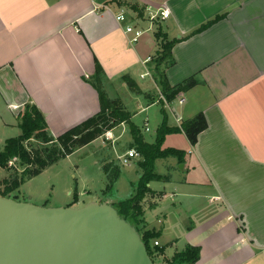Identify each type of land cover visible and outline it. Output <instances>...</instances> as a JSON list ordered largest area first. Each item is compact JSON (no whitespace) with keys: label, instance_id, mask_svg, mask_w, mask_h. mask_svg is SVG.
Segmentation results:
<instances>
[{"label":"crops","instance_id":"obj_1","mask_svg":"<svg viewBox=\"0 0 264 264\" xmlns=\"http://www.w3.org/2000/svg\"><path fill=\"white\" fill-rule=\"evenodd\" d=\"M128 1L129 24L143 31L134 44L129 42L132 33L114 19L118 8L110 4L97 11L91 0H0V93L7 107L18 116L25 104L35 105L56 138L99 112L98 94L87 82L99 69L107 95L117 93L127 111V100L118 91L128 88L122 78L130 77L140 93L128 95L146 112L160 105L152 77H140L157 50L147 32L159 26L169 39H182L220 19L177 43L174 64L164 70L170 88L195 81L170 103L175 107L166 113L167 125L180 127L197 117L204 123L194 143L183 134L190 148L181 168L186 176L175 179L171 169L164 184H174L169 197H181L180 206L207 197L210 210L202 217L195 210L186 218L163 210L166 192L148 185L155 196L142 203V225L158 233V239L167 238L164 243L160 239L166 247L162 259L189 246L199 249L195 264H264V0ZM161 10L168 11L167 19L147 23L148 12ZM146 79L154 91L140 87L138 81ZM162 122L163 116L156 121L158 128ZM173 160L170 168L180 166ZM110 201L104 200L113 205ZM189 219L193 225L171 231L181 239L165 235L175 221Z\"/></svg>","mask_w":264,"mask_h":264},{"label":"trees","instance_id":"obj_2","mask_svg":"<svg viewBox=\"0 0 264 264\" xmlns=\"http://www.w3.org/2000/svg\"><path fill=\"white\" fill-rule=\"evenodd\" d=\"M106 2L115 3L118 6L122 5L119 0H106ZM139 14L140 12H138ZM218 20L220 19L216 18L207 22L182 39H169L166 33L159 26L157 27L154 36L157 50L150 58L148 71L151 73L159 92L168 103H171L195 84L193 78L172 88L167 84L164 70L174 64L172 57L173 47L182 40H186L209 29ZM122 81L130 92L133 94L140 93L138 86L130 77L124 76ZM87 82L98 94L100 103L99 112L56 138L49 132L44 116L35 105L28 103L23 106L17 116L21 131L20 135L16 138L8 139L3 150L0 152V169L6 168L8 162L15 159L19 162L18 166L21 167V172L18 175L17 171H15L14 178L2 181L4 189L0 192V196L10 198L12 193L21 184L39 175L48 166L91 144L116 127L126 125L131 138L129 148L136 151L140 157L137 166L141 170V175L134 193L129 198L121 200L112 206L121 219L128 222L137 232L141 233V241L144 243L150 259L155 264V261L163 256L166 247H155L153 245L152 239L158 238V233L147 230L141 232L138 229V226L143 224L142 217L144 213L142 203L144 199L148 195L155 196V193L149 189L148 185L152 182H168L170 180L169 176H162L155 172V163L158 160L173 158L176 159L178 164H182L185 153L174 148H163L165 137L182 133L190 143H194L197 134L204 128L203 120L201 117H197L191 121L182 123L180 127H170L166 123V112L163 103L160 102V105L163 107H161L163 122L156 130L154 143L149 144L144 140L141 130L131 121L132 115L126 110L121 100L108 97L102 86L101 71L99 69ZM147 98L154 99L151 95H148ZM32 140L37 144L35 147L27 145ZM102 172L107 182L104 193L110 195L114 184L120 177V167L111 161L102 166ZM159 197H161V194ZM74 201H77L76 195ZM198 259L199 249L187 246L182 251L176 252L169 261V264H195Z\"/></svg>","mask_w":264,"mask_h":264},{"label":"rangeland","instance_id":"obj_3","mask_svg":"<svg viewBox=\"0 0 264 264\" xmlns=\"http://www.w3.org/2000/svg\"><path fill=\"white\" fill-rule=\"evenodd\" d=\"M107 3L106 0H100V2ZM122 4L118 6L117 4H113L108 2L107 4L113 5L116 8H124L125 12L129 15V5L128 0H119ZM148 23V18H147ZM141 25L140 28H142ZM144 29V28H143ZM157 29V28H156ZM156 31V30H155ZM152 32L149 33L148 36L152 38L155 36ZM139 85L143 89H151V84L148 80L138 81ZM127 87V86H126ZM128 89V88H127ZM118 91L120 95H123L122 100L126 102L125 104L129 106V112L133 116L131 121L141 130L144 140L153 144L156 136L157 125L156 121L162 119L161 115V105H152L148 107L147 111H141L142 108H138L141 105V102L133 101L128 95L130 93L128 90ZM114 94V91L112 92ZM111 91H108L109 97L115 96V98L120 99L117 93L113 95ZM111 94V96H110ZM118 95V96H117ZM129 97V99H127ZM7 98H5L0 93V152L3 150L5 143L8 139L16 138L20 135L19 129V120L17 115L7 107ZM123 104V103H122ZM170 109H173L175 106L171 104L169 106ZM163 108V107H162ZM166 113H169L168 109H166ZM148 118V120H147ZM148 121V125H144V121ZM145 126L147 127V131H145ZM111 132V131H109ZM104 134L99 137L97 140L92 142L90 145L83 147V149H79L70 156L62 158L55 162L54 164L48 166L45 170L42 171L39 175L26 180L20 187L12 193L10 198L16 199L18 202H29L32 205L44 207V208H72L78 209L82 208L88 204H100L103 203L104 200H111V204H116L120 200H125L129 198L135 191L136 184L140 178L141 170L138 168L137 163L140 158L132 159L130 161L129 166H123L120 163L119 158L123 156L129 148V144L131 143V138L129 135L128 127L118 126L109 134L110 139L106 140ZM29 147H35L37 144L34 140L27 144ZM166 148H174L180 151H183L186 155V161L189 160L188 152L190 150L188 143L183 136V134L172 135L167 137L165 140V144L163 145ZM28 147V148H29ZM115 162L120 167V177L114 184V188L110 193V196L104 193L106 189V178L104 173L102 172V166L109 162ZM173 158H168L165 160H158L155 165V172L162 176H169L173 178H178L182 180L184 176H186V170L181 169L180 166H174L170 168L171 164H175ZM18 160H11L8 162L7 167L0 169V192L3 191L4 185L2 181L4 179H11L15 177V171L19 175L21 172V167L18 166ZM182 166V164H180ZM180 168V171H178ZM173 170V174H170V170ZM197 171V170H196ZM195 173V179L199 180L198 172ZM192 174V173H191ZM197 174V175H196ZM191 178V177H188ZM152 189L155 190H164L167 194V198L162 201L161 207L163 210H175L181 216L186 215L190 216L196 211L201 212L199 216L202 217V214H208V209L211 207L208 204L209 198L203 197L199 203H194L192 201H188L186 206L184 203L181 206L178 204V201H182L181 197H169L170 194L175 192L174 184L166 185L164 182H152L149 184ZM198 191L203 189L199 186H196ZM76 195V202L74 201ZM184 202V200H183ZM214 207V205L212 206ZM174 219L177 220V217ZM192 219L184 220L182 224H179L178 221H175L172 229L165 230L164 233L169 234L170 239L182 238V235H174L171 236V231L179 232V230H183V226H191ZM144 226L141 224L138 226V229L142 232L144 230ZM141 238V233H139ZM177 234V233H172ZM161 242H165V237H161ZM160 239L154 238L152 239V243L157 242L158 245L155 247H161ZM154 241V242H153ZM171 256V254H170ZM164 257L163 259H157L155 264H169L171 258Z\"/></svg>","mask_w":264,"mask_h":264},{"label":"water","instance_id":"obj_4","mask_svg":"<svg viewBox=\"0 0 264 264\" xmlns=\"http://www.w3.org/2000/svg\"><path fill=\"white\" fill-rule=\"evenodd\" d=\"M0 264L154 263L112 205L52 209L0 196Z\"/></svg>","mask_w":264,"mask_h":264},{"label":"built area","instance_id":"obj_5","mask_svg":"<svg viewBox=\"0 0 264 264\" xmlns=\"http://www.w3.org/2000/svg\"><path fill=\"white\" fill-rule=\"evenodd\" d=\"M94 4V9L95 10H101L103 8H106V5H108L107 3H103V2H98V0H91ZM169 16L168 14V11L166 10H161L159 11V13H155L153 14L152 12H148V19L151 20V21H154L156 20L157 18H160L162 20H165L167 19ZM114 19L117 23L119 24H123L125 26V32L128 33V34H131L132 33V39L129 41L130 43L134 44L138 41V39L141 37V35L143 34V31L142 30H137L135 29L133 26H131L129 24V16L126 14L125 12V9L124 8H119L118 9V12H116V14L114 15ZM150 61V59H148V62ZM152 77L151 76V73L148 71L146 74H143L141 75L140 77L143 78V77ZM162 102L163 103V106H164V109H169V106H170V103H168L164 96L159 92L158 90V93H157V97H156V103H160ZM179 104L182 103V101L179 100L178 102ZM148 129H146L147 131ZM105 138L106 140L110 139L111 136L109 137V132L105 133ZM137 158H140L138 153L134 150H128L123 156H121L119 158L120 160V163L123 165V166H129L130 165V161L132 159H137ZM155 246L158 245L157 242L153 243Z\"/></svg>","mask_w":264,"mask_h":264}]
</instances>
